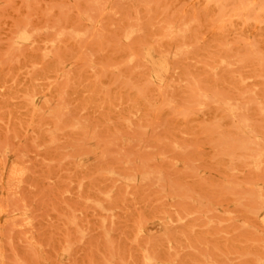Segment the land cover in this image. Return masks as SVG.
<instances>
[{
	"label": "rangeland",
	"instance_id": "rangeland-1",
	"mask_svg": "<svg viewBox=\"0 0 264 264\" xmlns=\"http://www.w3.org/2000/svg\"><path fill=\"white\" fill-rule=\"evenodd\" d=\"M264 0H0V264H264Z\"/></svg>",
	"mask_w": 264,
	"mask_h": 264
},
{
	"label": "bare ground",
	"instance_id": "bare-ground-1",
	"mask_svg": "<svg viewBox=\"0 0 264 264\" xmlns=\"http://www.w3.org/2000/svg\"><path fill=\"white\" fill-rule=\"evenodd\" d=\"M263 219H264V215H263V217H262Z\"/></svg>",
	"mask_w": 264,
	"mask_h": 264
}]
</instances>
